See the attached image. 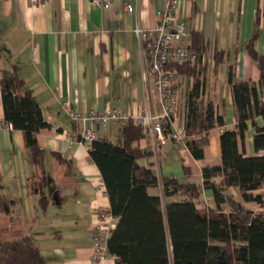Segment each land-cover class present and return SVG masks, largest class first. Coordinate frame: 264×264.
I'll return each mask as SVG.
<instances>
[{"label":"crops","instance_id":"1","mask_svg":"<svg viewBox=\"0 0 264 264\" xmlns=\"http://www.w3.org/2000/svg\"><path fill=\"white\" fill-rule=\"evenodd\" d=\"M165 1L112 0L108 7H100L88 0H0V79L15 70L33 90L49 124L37 134V143L45 151L37 167L22 131L0 124V214L21 221L43 220L52 206L54 229L27 232L49 264H88L97 212L101 207L109 208L101 174L90 160L88 148L78 142L77 127L62 103L67 101L80 112L120 107L134 114L144 103L158 111L151 80L143 79L144 57L135 28L155 35L156 11ZM179 1L176 19L184 24L190 38L199 34L206 43L202 98L223 113L225 124L210 130L200 160L194 159L186 146L167 138L157 156L156 172L200 182L203 166L221 162V132L237 121L232 87L226 82L228 64H235L239 80L252 81L264 89V79L260 84V72L246 50L247 42L258 34L256 47L264 54L262 15L256 20L264 0ZM127 3L133 6L130 10L124 9ZM220 49L228 55L215 73L213 56ZM186 77L180 87V112L185 113L192 83ZM3 121L0 89V123ZM256 122L264 123L260 117ZM247 125L245 150L253 155L254 128L251 122ZM97 132L113 138L116 129L97 128ZM138 145L147 150L142 137ZM52 151L68 161L60 163ZM231 190L244 203L237 189ZM202 197L205 203L215 205L211 190H203ZM42 198L48 200L44 210L39 205ZM244 204L264 215V203ZM47 245L51 247L48 254L42 251L49 248ZM103 264H115V258L108 256Z\"/></svg>","mask_w":264,"mask_h":264},{"label":"trees","instance_id":"2","mask_svg":"<svg viewBox=\"0 0 264 264\" xmlns=\"http://www.w3.org/2000/svg\"><path fill=\"white\" fill-rule=\"evenodd\" d=\"M264 25L263 9L257 12ZM253 36L247 53L264 79V54ZM192 44L201 59L206 43L199 34ZM228 51L217 50L213 70L226 61ZM192 79L185 100V145L194 159L204 157L209 132L225 124L211 101L200 93L207 65L169 67ZM235 64H228L226 82L232 87L237 121L220 134L221 162L202 167V180L181 181L175 176H160L152 152L141 149L142 129L129 120L116 129L114 137L98 134L88 149L97 166L109 201V211L117 218L107 239V254L115 264H264V215L244 203H264L259 189L264 183V89L252 81L239 80ZM3 120L11 129L20 130L32 163L41 164L44 150L37 143L40 129L48 127L33 93L15 70L0 79ZM248 122H251L255 154L245 150ZM78 133V132H77ZM164 124V135L168 136ZM78 139L80 138L78 134ZM160 152V151H159ZM60 163L67 162L58 152H50ZM144 158L146 159L145 161ZM156 189L151 193L150 189ZM237 189L244 203L232 192ZM212 191L215 205L205 203L203 190ZM47 198L40 199L44 210ZM0 264H49L32 235L0 239Z\"/></svg>","mask_w":264,"mask_h":264},{"label":"built area","instance_id":"3","mask_svg":"<svg viewBox=\"0 0 264 264\" xmlns=\"http://www.w3.org/2000/svg\"><path fill=\"white\" fill-rule=\"evenodd\" d=\"M88 1L90 5L100 7H108L112 3V0ZM179 2V0H166L163 7L156 11V22L153 29L156 32L155 35H152L149 30L135 28L144 57L143 79L151 80L156 93L158 111H153L147 103H144L134 114H127L120 107H107L102 110L94 108L80 112L72 109L69 102L62 103L77 127L80 136L78 142L88 149L98 136L97 128L119 127L129 120L141 127L142 138L147 143V150L151 151L154 156L155 169H157L158 153L166 145L167 138L174 144L185 145L186 113L185 111L180 112V87L187 77L169 67L194 65L199 60L201 64H204L205 58L204 56L199 58L184 24L175 17ZM132 7L130 3L124 5L125 10H130ZM200 95L202 97V92ZM165 123L169 128L168 136L164 135ZM0 124L8 126L4 121ZM259 193L264 201V183ZM116 222L117 218L111 214L109 208L101 207L98 210L93 227L92 248L88 264H103L107 259V239Z\"/></svg>","mask_w":264,"mask_h":264},{"label":"rangeland","instance_id":"4","mask_svg":"<svg viewBox=\"0 0 264 264\" xmlns=\"http://www.w3.org/2000/svg\"><path fill=\"white\" fill-rule=\"evenodd\" d=\"M154 156L150 155L148 158L152 162H154ZM146 159L144 158L145 161ZM151 193H156V189H150ZM1 203V202H0ZM40 205V204H39ZM41 208V206H40ZM52 206L49 205L47 212L44 214V218L39 220L37 219H25L27 221H21L20 219H15V216L9 217L8 215L5 214H0V239H13L17 238L23 235H32L28 230L32 231H37V232H42L46 231L48 228H50V231L54 229V222L53 220L55 219V215L52 212ZM18 221V222H17ZM49 231V230H48ZM49 233V232H48ZM48 246V245H47ZM49 247V246H48ZM43 248V247H42ZM49 247L47 250L42 249L43 253H49ZM46 255V257L50 258L49 255ZM51 260V259H49Z\"/></svg>","mask_w":264,"mask_h":264}]
</instances>
